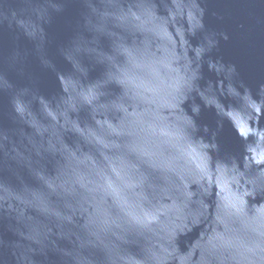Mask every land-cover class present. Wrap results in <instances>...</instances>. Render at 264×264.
I'll return each instance as SVG.
<instances>
[{
  "label": "water",
  "instance_id": "obj_1",
  "mask_svg": "<svg viewBox=\"0 0 264 264\" xmlns=\"http://www.w3.org/2000/svg\"><path fill=\"white\" fill-rule=\"evenodd\" d=\"M261 84L264 0H0V264H264Z\"/></svg>",
  "mask_w": 264,
  "mask_h": 264
},
{
  "label": "clouds",
  "instance_id": "obj_2",
  "mask_svg": "<svg viewBox=\"0 0 264 264\" xmlns=\"http://www.w3.org/2000/svg\"><path fill=\"white\" fill-rule=\"evenodd\" d=\"M225 39H227V36L225 35V37H224ZM261 87H264V84H261Z\"/></svg>",
  "mask_w": 264,
  "mask_h": 264
}]
</instances>
